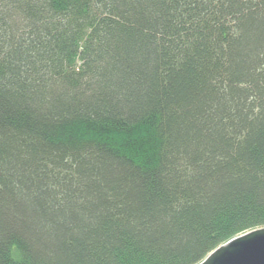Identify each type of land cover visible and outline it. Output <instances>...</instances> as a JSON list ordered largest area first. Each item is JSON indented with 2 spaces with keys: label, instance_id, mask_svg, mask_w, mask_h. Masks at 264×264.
<instances>
[{
  "label": "trees",
  "instance_id": "16d2710c",
  "mask_svg": "<svg viewBox=\"0 0 264 264\" xmlns=\"http://www.w3.org/2000/svg\"><path fill=\"white\" fill-rule=\"evenodd\" d=\"M264 228V0H0V264H200Z\"/></svg>",
  "mask_w": 264,
  "mask_h": 264
},
{
  "label": "water",
  "instance_id": "95a60500",
  "mask_svg": "<svg viewBox=\"0 0 264 264\" xmlns=\"http://www.w3.org/2000/svg\"><path fill=\"white\" fill-rule=\"evenodd\" d=\"M200 264H264V228L230 239Z\"/></svg>",
  "mask_w": 264,
  "mask_h": 264
}]
</instances>
